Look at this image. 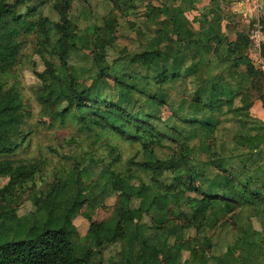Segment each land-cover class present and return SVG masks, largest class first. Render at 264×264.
<instances>
[{
  "label": "trees",
  "instance_id": "16d2710c",
  "mask_svg": "<svg viewBox=\"0 0 264 264\" xmlns=\"http://www.w3.org/2000/svg\"><path fill=\"white\" fill-rule=\"evenodd\" d=\"M107 1L105 15L82 8L90 22L81 28L74 0H0V264H264V121L251 114L258 100L264 107L263 64L251 55L257 18L240 15L222 31L221 22L195 26L190 0ZM126 20L138 46L109 61L98 40L115 47L108 29ZM33 33L43 38L33 87L41 116L137 143L125 168L112 147L110 163L92 158L47 190L27 186V165L10 157L31 113L5 79ZM162 105L168 118L157 116ZM93 178L105 201L116 196L104 219L82 212L90 200L78 189ZM26 196L34 208L20 214ZM71 210L89 220L84 236L67 226ZM230 229L233 241L219 245ZM193 239L210 255L191 250Z\"/></svg>",
  "mask_w": 264,
  "mask_h": 264
},
{
  "label": "rangeland",
  "instance_id": "374dc122",
  "mask_svg": "<svg viewBox=\"0 0 264 264\" xmlns=\"http://www.w3.org/2000/svg\"><path fill=\"white\" fill-rule=\"evenodd\" d=\"M83 7L88 9L87 12L89 13L92 11L105 15L110 11L112 5L107 0H74L70 16L75 19L79 17L78 23L81 28L90 22V20H84L83 15L80 14ZM46 14L52 16L49 11H46ZM132 19V22H137V27L141 25V21H137L138 18L136 16L132 17ZM122 25L123 27L120 26L117 31H114L112 27L108 29V32L116 37L115 47H108L105 42L98 40V45L102 51L108 48L109 61L125 53V51L134 50L138 46L136 31L132 28L131 22L124 21ZM42 40L43 38L37 33L26 36V42L21 52V62L5 79L8 85H16L20 89L26 108L30 109L31 113L27 124L23 127L27 139L13 153L15 155L10 157L11 159H21L27 165V169L23 171L28 174L29 181L27 186L33 192L41 189L47 190L49 183L53 182L57 176H61L78 162L82 166L89 164L92 158L96 160L102 159L106 164L110 163L113 157L112 154H114V148L112 147H117L116 152L122 154V159L116 168L120 170L125 168L128 159L135 154L139 147L137 143L125 141L105 131L91 132L83 130L69 120L65 126H61L59 122L53 125L50 117L41 116V104L37 101L33 87L38 78L34 70L42 71L45 68L42 55L38 52L39 49L43 48L41 46ZM85 53L89 54V51H85ZM45 56L51 58L48 53H45ZM80 58L87 59V55H81ZM170 114L171 110L167 106L162 105L157 116L165 119ZM141 174L147 179L146 174ZM4 183L5 179L0 177V186L4 185ZM120 187V183H114L113 185L115 190L121 189ZM78 194L80 201L87 198L90 200V206H85L82 212L90 210L93 213V218L96 219H104L109 216L116 202V196L105 201L102 190L98 183L94 181V178L92 181L81 184ZM33 208L32 200L26 196L19 207V213L25 214ZM76 212L70 211L69 214L74 220L72 223H68L67 226L69 228L76 226L80 236H84L89 227V220ZM137 215L135 213V217H138ZM251 220L254 227L261 228L259 219L252 216ZM231 225L233 226V220ZM234 234L235 231L230 229L225 234V237H217L216 239H219V245L223 246L227 242L233 241ZM190 249L205 256H209L211 253V249L208 247L200 249L196 239H193L190 243ZM216 251L218 252L219 248ZM109 256L110 253H107L106 257L108 258ZM158 257H162V252L158 253Z\"/></svg>",
  "mask_w": 264,
  "mask_h": 264
},
{
  "label": "crops",
  "instance_id": "0c3cea01",
  "mask_svg": "<svg viewBox=\"0 0 264 264\" xmlns=\"http://www.w3.org/2000/svg\"><path fill=\"white\" fill-rule=\"evenodd\" d=\"M192 5L188 3V8L185 9V16L188 19L193 20L195 26L199 27L200 23H204L205 20L211 22H221L222 31H226L229 24L237 23L240 19V15H247L250 18H256L255 13H250V6L243 3V0H190ZM264 3V0H261ZM232 40H236L237 36L233 33L231 35ZM254 46V45H253ZM253 53L251 54L256 60H260L264 64V41L260 48L254 47ZM264 67V65H263ZM264 79V75H263ZM251 114L264 121V107L263 101L258 100L254 107L251 109Z\"/></svg>",
  "mask_w": 264,
  "mask_h": 264
},
{
  "label": "built area",
  "instance_id": "2783aa9c",
  "mask_svg": "<svg viewBox=\"0 0 264 264\" xmlns=\"http://www.w3.org/2000/svg\"><path fill=\"white\" fill-rule=\"evenodd\" d=\"M243 3L250 6V13L257 15V23L252 31L251 39L254 47L258 49L264 41V33L262 32L261 25V17L264 15V3H261V0H243Z\"/></svg>",
  "mask_w": 264,
  "mask_h": 264
}]
</instances>
